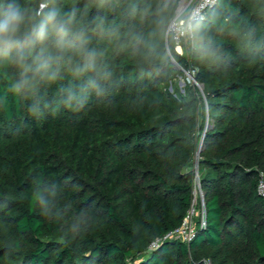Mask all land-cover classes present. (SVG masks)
I'll use <instances>...</instances> for the list:
<instances>
[{
	"label": "trees",
	"instance_id": "obj_1",
	"mask_svg": "<svg viewBox=\"0 0 264 264\" xmlns=\"http://www.w3.org/2000/svg\"><path fill=\"white\" fill-rule=\"evenodd\" d=\"M206 24L209 57L161 45L146 62L143 46L93 35L111 76L79 112L30 117L7 92L15 69H0V264H264V0H218ZM186 71L187 95L168 94ZM38 185L54 189L47 213ZM197 186L206 225L199 203L192 240H164Z\"/></svg>",
	"mask_w": 264,
	"mask_h": 264
},
{
	"label": "clouds",
	"instance_id": "obj_2",
	"mask_svg": "<svg viewBox=\"0 0 264 264\" xmlns=\"http://www.w3.org/2000/svg\"><path fill=\"white\" fill-rule=\"evenodd\" d=\"M215 0H73L62 9L60 0H0V69H15L7 92L30 102L27 113L40 120L61 109L79 112L90 95L103 94L111 72L103 64L104 52L92 47L93 35L114 42L118 49L133 52L144 47L145 61L161 45L200 47L203 57L213 55L207 37ZM122 10L123 19L107 16L87 19L90 10ZM125 21H134L125 29ZM230 23L229 20L224 21ZM147 26V31L144 30ZM65 72L71 79L57 95L48 98L47 89L58 84ZM54 189L37 186L34 199L45 208Z\"/></svg>",
	"mask_w": 264,
	"mask_h": 264
},
{
	"label": "built area",
	"instance_id": "obj_3",
	"mask_svg": "<svg viewBox=\"0 0 264 264\" xmlns=\"http://www.w3.org/2000/svg\"><path fill=\"white\" fill-rule=\"evenodd\" d=\"M217 1L218 0H215V3ZM175 49L179 53V50H178L179 47H175ZM186 73L193 74L194 75V71H186ZM194 81H195V79H194ZM199 192H200V198L198 199V195H199L198 193ZM258 192L264 198V173H260L259 182H258ZM194 194H195L194 203H193L190 211L188 212V214L184 218V220L182 222V225L180 227L174 229L173 231L169 232L164 237V240H166V239H180V240L185 241V242H190L192 240V238L195 235V222H194V218L199 213V211L197 209L199 203H200V206H201L200 208L203 209V211L201 210V212H200V215H201V225L203 227L206 225V218H205V213H204V198H203V195L201 193L200 186L199 187L197 186V188L195 189V193ZM156 244L157 243H155L154 245H156Z\"/></svg>",
	"mask_w": 264,
	"mask_h": 264
},
{
	"label": "rangeland",
	"instance_id": "obj_4",
	"mask_svg": "<svg viewBox=\"0 0 264 264\" xmlns=\"http://www.w3.org/2000/svg\"><path fill=\"white\" fill-rule=\"evenodd\" d=\"M179 52H181V49L179 48L178 49ZM184 53V51L182 52ZM176 65V68L179 69V67ZM194 75L193 74H188L185 72V76L182 77V76H177V77H174V79H172L168 85L164 88V90L170 94V95H173L174 97H177V96H186L187 93H188V88L191 84H193L195 81H194ZM198 87L202 88L201 84H197ZM208 123H206V127L210 126V120L208 119L207 120ZM208 124V125H207ZM198 199L200 198V192L198 193Z\"/></svg>",
	"mask_w": 264,
	"mask_h": 264
},
{
	"label": "water",
	"instance_id": "obj_5",
	"mask_svg": "<svg viewBox=\"0 0 264 264\" xmlns=\"http://www.w3.org/2000/svg\"><path fill=\"white\" fill-rule=\"evenodd\" d=\"M202 144V143H201ZM200 152V151H199Z\"/></svg>",
	"mask_w": 264,
	"mask_h": 264
}]
</instances>
